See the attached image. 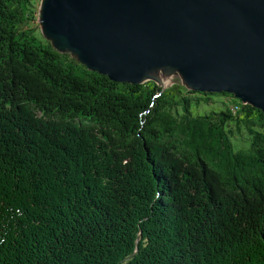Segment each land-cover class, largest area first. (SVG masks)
Listing matches in <instances>:
<instances>
[{
    "label": "trees",
    "instance_id": "trees-1",
    "mask_svg": "<svg viewBox=\"0 0 264 264\" xmlns=\"http://www.w3.org/2000/svg\"><path fill=\"white\" fill-rule=\"evenodd\" d=\"M39 1L0 0V264H264V113L88 70Z\"/></svg>",
    "mask_w": 264,
    "mask_h": 264
},
{
    "label": "water",
    "instance_id": "water-1",
    "mask_svg": "<svg viewBox=\"0 0 264 264\" xmlns=\"http://www.w3.org/2000/svg\"><path fill=\"white\" fill-rule=\"evenodd\" d=\"M42 37L121 83L175 76L264 113V0H40Z\"/></svg>",
    "mask_w": 264,
    "mask_h": 264
},
{
    "label": "rangeland",
    "instance_id": "rangeland-1",
    "mask_svg": "<svg viewBox=\"0 0 264 264\" xmlns=\"http://www.w3.org/2000/svg\"><path fill=\"white\" fill-rule=\"evenodd\" d=\"M158 75H159V77L162 78V86L164 88H167V87L171 86L173 83H175L176 81H179V78H177L175 76H164L163 73H159ZM214 99L218 100V98H216V97H214ZM220 100H225V99L220 98ZM0 214H2V213H0Z\"/></svg>",
    "mask_w": 264,
    "mask_h": 264
}]
</instances>
